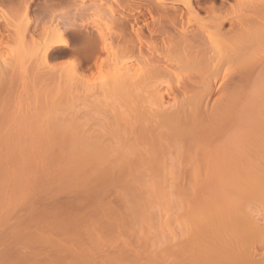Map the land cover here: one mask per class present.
Masks as SVG:
<instances>
[{"label": "bare ground", "instance_id": "obj_1", "mask_svg": "<svg viewBox=\"0 0 264 264\" xmlns=\"http://www.w3.org/2000/svg\"><path fill=\"white\" fill-rule=\"evenodd\" d=\"M30 1L0 0L11 16L0 28V50L10 49L11 41L33 48L29 55L25 44L23 53L0 65V201L18 202L33 174H41L40 184L53 183L50 189L63 187H55L58 193L78 188L83 201L78 205L74 196L78 201L72 203L89 210L87 241L99 256L81 249L90 264H125L131 252L137 264L144 254L145 264H264V216L253 207H236L264 195V0L176 1L182 8L175 0H115L104 12L95 2L103 0H50L35 10ZM239 8L244 11L238 14ZM66 58L73 59L69 72L63 64H48ZM94 74L99 82L89 85ZM64 102L71 106L61 109ZM165 182L172 190L159 189ZM106 189L113 191L115 207L102 204ZM53 194L45 196L54 199ZM230 198L234 207L222 206ZM168 200L179 228L171 243L164 234L156 238L161 228L156 233L151 227L158 220L154 208L162 211ZM60 206L40 211L43 218L36 206L30 209L50 225L66 210ZM77 209L65 217L69 223L61 219L63 228L59 222L55 228L79 234ZM70 215L77 220L70 222ZM108 215L124 225L120 232L138 235L133 240L140 244L127 248L130 253L116 243L113 256L95 253L102 248L98 236L110 233L112 217L101 221ZM33 220L25 225L39 221ZM125 224L136 233L128 234ZM145 228L155 233L157 242H149L158 248L155 254L144 251ZM125 243L124 248L132 244Z\"/></svg>", "mask_w": 264, "mask_h": 264}, {"label": "rangeland", "instance_id": "obj_2", "mask_svg": "<svg viewBox=\"0 0 264 264\" xmlns=\"http://www.w3.org/2000/svg\"><path fill=\"white\" fill-rule=\"evenodd\" d=\"M49 2L50 0H31L30 1V5H31V9H36L37 8V6L39 7L40 5H42L41 3H45V2ZM119 1V0H118ZM122 1V0H121ZM167 1H170V0H167ZM173 3H174V0H171ZM176 1H180L181 2V0H175V3H178V4H176V6L177 7H179V8H182V6L180 5V3L179 2H176ZM242 1V0H241ZM33 2V3H32ZM55 2V1H54ZM94 2V1H93ZM96 3H98V4H101V6L103 7L102 9V11L104 12V10L106 9L107 10V8H109V7H111V8H114L115 6H116V3H113V2H115V0H103L102 2H97V1H95ZM110 2V3H109ZM32 3V4H31ZM40 3V4H39ZM104 5H103V4ZM231 4L233 3L232 1L230 2ZM244 3H245V1H244ZM244 3L242 2V3H240V5H244ZM37 5V6H35L34 7V5ZM108 4L109 5H111V6H108ZM33 6V7H32ZM105 6V7H104ZM237 6V5H236ZM235 6V7H236ZM107 7V8H106ZM241 8H242V6H240ZM111 8H109V9H111ZM244 8V7H243ZM9 8L7 7V6H2V3H0V28L2 27H5V21H6V18L8 17V19H10V10H8ZM108 9V10H109ZM105 10V11H106ZM107 10V11H108ZM243 9H241V11H242ZM239 11H240V8H239ZM238 11V14L239 13H241V11L239 12ZM244 11V10H243ZM235 12H236V10H235ZM234 12V13H235ZM237 13V12H236ZM243 13V12H242ZM34 13H33V10H32V13H31V16L33 15ZM235 15V14H234ZM237 15V14H236ZM235 15V16H236ZM241 15V14H240ZM239 16V15H238ZM29 17H30V15H29ZM31 18V17H30ZM4 19V20H3ZM7 19V20H8ZM12 19V18H11ZM32 19V18H31ZM93 19H95V18H93ZM12 21V20H11ZM15 41V40H14ZM17 42V41H16ZM16 42H13V41H11L10 43H9V46H11V48L10 49H12V50H10V49H8V48H5V50L4 49H1L0 50V65H1V62L3 61V62H5L6 60L8 61V59L7 58H11L12 59V57L14 56V58H16V56H18V54H19V51L20 50H23L25 47V50H28V52H26L27 54H29V53H32L33 54V48H32V52H31V49L29 50L28 48H27V46L29 47V43L28 44H26L25 42H24V45L22 46V45H20L18 42V44L16 43ZM27 42V41H26ZM16 43V44H15ZM25 44H26V46H25ZM25 46V47H24ZM29 48H31V46L29 47ZM7 49V50H6ZM3 50V51H2ZM18 52V53H17ZM25 52V51H24ZM14 55H13V54ZM17 53V54H16ZM21 53H23L22 51H20V54ZM15 54H16V56H15ZM32 54H31V57H32ZM30 55V54H29ZM30 57V56H29ZM31 57L29 58V59H31ZM4 59H6L5 61H4ZM33 59H35V57L33 56L32 57V60ZM30 61V62H32L33 64H34V61ZM66 63H65V62ZM73 61V59L72 58H66L65 60L64 59H60V60H54V61H50L48 64H50V65H52V66H54V65H62V66H64L65 65V70L67 71L68 70V68H70L71 66H70V63ZM2 62V63H3ZM56 62V63H55ZM68 62V63H67ZM67 65V66H66ZM68 65H69V67H68ZM68 67V68H67ZM67 68V69H66ZM64 70V72H66ZM63 72V71H62ZM63 72V73H64ZM68 72H69V70H68ZM69 74V73H68ZM68 74H65L64 73V75L66 76V75H68ZM98 75L97 74H94V75H92L91 77H92V80L90 81V79H88V84L90 83V84H92V85H95V84H93L95 81H97L98 79H99V76L97 77ZM93 77H95V79L93 78ZM94 80V81H93ZM98 82H99V80H98ZM89 84V85H90ZM20 105H21V103H19ZM71 106V104L70 103H67V102H64V103H61L60 104V107H61V109H67L68 107H70ZM40 172V171H39ZM38 172V170H37V174L39 173ZM33 173H36V172H33ZM38 175H40L41 176V174H38ZM38 175H36L35 176V174H33V179L32 180H30V183H28V185L30 186H28V191L30 190V192H26V191H22L23 193H27V194H24L23 195V197H21L20 199L18 198L17 199V201L18 202H16V199H13V200H5V201H3V202H1L0 201V214H1V217H0V235H3L2 237L0 236V250H1V252H0V256L2 255L3 257L0 259V264L1 263H3V264H22V263H24V264H26V262H27V264H36V262H37V264H67V262L66 261H69L68 263L69 264H74V263H76L75 261H78L79 259H82V258H84L85 257V254H83V252L82 251H84V253H85V251H86V254H87V252L90 254V256L93 258L94 257V259L95 258H97V257H99L98 255H96V256H94V255H92V252H94L95 250L94 249H96L95 247H92L93 245H91L90 243H88V241L92 238V235L89 237V231H90V229H91V226L90 225H88V226H90L89 228H87V224H85V222H87V217L89 216V210L87 209V208H82V210L81 209H79V217H82V218H80V222H81V225L79 226L80 228H81V226H82V228H83V230H81V231H79L80 233L78 234V231H76L77 233H75L74 231L73 232H71L72 231V229H71V231L70 232H68L67 231V229H70V227H68L67 226V229H66V231L68 232V233H63L61 230L59 231L58 229H56L55 228V226H54V223H55V221H53L52 220V222H51V226L50 225H43V223H45V222H43V220L42 219H39L40 217H39V215H38V219H36L34 216H36L37 215V213H39L40 211L42 212V210L44 211H46L47 209L48 210H58V208H60V207H62V206H60V205H63V206H67L66 207V210L64 211V209L62 210L63 211V213H62V211H61V213H62V215H59V216H57V214H55V219H58L57 221H56V225H57V223L59 222L60 224V227L62 226L61 224L63 223V221L65 222V220H66V222H68L67 220H69V219H65V217H67L68 215V213L69 212H71L72 210V214H73V212H74V209H77V207H75L79 202H82L83 200L82 199H79V198H81V197H83V195L81 194V193H79V192H77V193H75L76 191H79L78 190V188H77V190H76V188L73 190V191H68L66 188V190H67V192H65L64 193V191L65 190H63V192L62 191H59V192H61V193H58V190H62V188L63 187H61L60 189H59V187H56V185L55 186H53L51 189L49 188V186L51 185V184H53V183H50L49 182V186H48V184H46L45 182H43V183H39L38 181H39V179H37V177H38ZM39 178V177H38ZM167 182H170V181H167ZM167 182H165L164 184H159V185H157L158 187H159V189H163V187L164 188H166V189H170V190H172L171 189V187L168 185V187H167V184H169V183H167ZM42 184H43V186H42ZM57 184V183H56ZM166 185V186H165ZM58 186V185H57ZM44 187H45V190H44ZM47 187V188H46ZM58 188V190L56 189V188ZM18 189L20 188V187H17ZM27 188V187H26ZM32 188V189H31ZM165 189V190H166ZM20 190V189H19ZM25 190H27V189H25ZM34 192H33V191ZM40 190H42V191H44V194H43V192L42 191H40ZM69 190H71V189H69ZM107 191V193H108V195L107 194H105L104 192H103V202H102V204L104 203V200H106L105 202H109V203H111V205L112 204H114V206L113 207H115L116 206V202L113 200L114 199V194H113V191H110V189H109V191H108V189H106ZM169 190V191H170ZM47 191V192H46ZM49 191H51V192H49ZM52 191H53V195L55 196L54 197V199H53V197H51L50 199H48L45 195H49V193H51L52 194ZM167 191V190H166ZM38 192V193H37ZM46 192V193H45ZM72 192V193H71ZM164 192V191H163ZM30 193V194H29ZM32 193V194H31ZM39 193H41V194H39ZM66 194V196L64 195V194ZM110 193H112L113 194V196H111L110 195ZM28 194H29V196H28ZM58 194H59V196H58ZM62 194V195H61ZM75 194V195H74ZM52 195V196H53ZM257 195H259V196H257L258 198H256L255 200L253 199V200H249V199H247V202L245 201V203L243 202L242 204H239V203H236V207H237V204L239 205L238 207H241V208H244L245 207V209L248 207H253V208H255V210L257 211V213L258 214H260V215H262V216H264V195L263 196H261L260 194H257ZM42 196V197H41ZM62 196V197H61ZM67 196H72L71 197V199H69L70 197H67ZM74 196H75V198L77 199L78 198V200H74L75 198H74ZM77 196V197H76ZM112 197V199H110L111 197ZM36 197V198H35ZM56 197H58V199L56 198ZM61 197V198H60ZM64 197V198H63ZM28 198V199H27ZM91 198V197H90ZM23 199V200H22ZM38 199H40L39 201H38ZM47 199V200H46ZM52 199H53V201H52ZM60 199V200H59ZM67 199H69L70 200V202L72 203L73 202V200H74V202L75 201H78V202H76V203H70L69 202V200H67ZM73 199V200H72ZM231 199H233V198H230V199H227V200H224L221 204H222V206L224 205V206H229V205H231V206H233L234 207V205H235V200L233 199V201H234V203H233V201L231 200ZM49 200V201H48ZM57 200H59V201H57ZM64 200V201H63ZM90 200V199H89ZM88 200V202L90 203V201ZM100 200V199H99ZM108 200V201H107ZM10 201H11V203H10ZM21 201V202H20ZM36 201H38V202H36ZM63 201V202H62ZM95 201V200H94ZM113 201V202H112ZM162 201V200H161ZM7 202V203H6ZM23 202H25V204L23 203ZM40 202V203H39ZM66 202V203H65ZM170 201L168 200V202L166 201L165 202V205H166V207L164 208H162V206H163V202H160L159 201V203L161 204H159L160 206V208H162L163 210L161 211V210H159L160 208L158 207V203H157V207L159 208L158 210L161 212L160 213V217H159V215L157 214V212H159V211H155V208H154V216L152 215V217L153 218H158V220L156 219H151L152 220V222H153V220H155L154 222H153V224H152V226L151 227H153V225L155 226V228L153 227V229H155L154 231L157 233V230H160V228H161V230L160 231H158V236L157 235H155L156 236V238H159V233H161V235H163V236H167L166 237V241H167V243L169 242V243H171L170 241H171V239H177V236H178V230H179V228H178V225H176L177 223L175 222V219H173V218H175L174 217V213H175V208H174V205H173V203H172V205H171V208H172V210L174 209V212L171 210V208L170 207H168V206H170V203H169ZM226 202V203H225ZM35 203H37V205L35 204ZM53 203V204H52ZM64 203V204H63ZM70 205H69V204ZM167 203H169L168 205H167ZM229 203V204H228ZM231 203H233V204H231ZM5 204V205H4ZM11 204V205H10ZM13 204V205H12ZM16 204V205H15ZM32 204H35V206H36V210H38L37 212L34 210L35 208H33V210H31L30 208H32V207H35L34 205H32ZM39 204V205H38ZM228 204V205H227ZM9 205L11 206L10 208H9ZM21 205V206H20ZM31 205H32V207H31ZM42 205V206H41ZM53 205H56L55 207L53 206ZM58 205V206H57ZM79 205V204H78ZM106 205V204H105ZM154 205V204H153ZM241 205V206H240ZM39 206H41V207H39ZM53 206V207H52ZM60 206V207H59ZM73 206L75 207V208H73ZM244 206V207H243ZM4 207V208H3ZM23 207V208H22ZM38 207V208H37ZM58 207V208H57ZM156 207V208H157ZM1 208L3 209V210H1ZM9 209H11V210H9V213H6ZM39 208H41V210L39 209ZM46 208V209H45ZM56 208V209H55ZM226 208V207H225ZM247 208V209H248ZM35 211L34 213L35 214H33V212H32V214H31V211ZM78 209L77 210H75V212L77 213L78 212ZM86 209V210H85ZM166 209H168V210H166ZM30 212H29V211ZM53 210V211H54ZM56 210V211H57ZM70 210V211H69ZM84 210V211H83ZM151 210H153V209H151ZM51 211H49V213L51 214ZM59 211V210H58ZM164 211H167V212H164ZM2 212H5V213H2ZM21 212V213H20ZM24 212V213H23ZM40 212V214H42ZM82 212V213H81ZM153 211H151V213H152ZM172 214H171V213ZM18 213V214H17ZM44 213L45 212H43V214L42 215H40L42 218H43V215H44ZM46 213H48V212H46ZM48 213V214H49ZM53 213L54 212H52V214H51V216L53 215ZM57 213V212H56ZM12 214V215H11ZM49 214V215H50ZM65 214V215H64ZM81 214H82V216H81ZM110 214V213H109ZM172 215V217H171V215ZM174 214V215H173ZM3 215V216H2ZM32 217H31V216ZM49 215H47L46 217H48ZM78 215V214H77ZM107 215V214H106ZM111 215V214H110ZM45 216V215H44ZM50 216V217H51ZM71 216H74V215H70V217ZM76 216V215H75ZM37 217V216H36ZM45 217V218H46ZM52 217H54V215L52 216ZM51 217V218H52ZM91 217V216H90ZM90 217H88V218H90ZM112 217V216H109L108 215V217L107 216H105V217H103V218H101V221H107V222H109V219ZM168 217V218H167ZM20 218V219H19ZM31 218H34V220L32 221L33 223H36V220L38 221L36 224H32V225H25L26 223H25V221L27 222V221H29V219H31ZM77 218V217H76ZM75 218V219H76ZM86 218V219H85ZM97 218V220L98 219H100L99 217H96ZM151 218V217H150ZM171 218V219H170ZM17 219V220H16ZM48 219H49V217H48ZM48 219H47V221H48ZM52 219H54V218H52ZM54 219V220H55ZM61 219H62V221H61ZM65 219V220H64ZM71 220H70V222H72V221H74V220H72V217L70 218ZM79 219V218H78ZM111 219H113V217L111 218ZM160 219H162L163 220V222L160 220ZM168 219V220H167ZM15 220V221H14ZM42 221V224H41V221ZM77 220V219H76ZM95 220V219H94ZM151 220H150V222H151ZM7 221V222H6ZM14 221V222H13ZM21 221H22V226H21ZM45 221V220H44ZM62 223H61V222ZM111 221V224H112V226H110L109 228H108V230L110 231V233L109 234H107L106 232H104V233H106V237L104 236V235H99L98 236V238L100 239V242L99 243H101L100 245H102V248H100L99 249V251H97V252H95V253H97L98 254V252L100 253H102V255H109V256H111V254H112V256H113V254L115 253V251H117V250H115V249H110V248H113V246L115 245V243L117 244V245H123V244H125V245H123L122 247H121V249H125V250H127L128 252H129V250H130V248L131 249H133V246L135 245V243L137 242H135L134 240H136L137 238H138V235H135L133 238H131V235H129V236H127L124 232H120V230H122V229H120V227L122 226V224H121V226L119 225V224H117V221L115 220V219H113V222H112V220H110ZM158 221V222H157ZM10 222H12V223H10ZM30 222H31V220H30ZM30 222H28V223H30ZM49 222V223H50ZM76 223H77V221H75ZM80 222L79 223H77V224H80ZM156 222V223H155ZM10 223V224H9ZM16 225H15V224ZM20 223V224H19ZM48 223V222H47ZM48 223V224H49ZM69 223V222H68ZM75 223V224H76ZM83 223V224H82ZM166 224V226L165 227H167V225H168V227L166 228V229H164L163 227H164V225ZM174 223H176V224H174ZM20 225V226H18V225ZM42 225L41 226V228L39 227L40 225ZM52 224H53V226H52ZM64 224V223H63ZM72 224H74V223H72ZM127 224V223H126ZM126 224H125V226H126ZM151 224V223H150ZM158 224H160V225H158ZM161 224H162V226H161ZM164 224V225H163ZM34 225V226H33ZM157 225V226H156ZM11 226V227H10ZM14 226L16 227H18V228H20L19 229V231L17 230V229H14ZM30 226V227H29ZM44 226V227H43ZM47 226H50V228H52L54 231H58L57 233L56 232H54V233H49V232H53V230L52 229H50V228H48ZM64 226V225H63ZM63 226H62V228H63ZM78 226V225H77ZM115 226H116V228L117 229H115ZM124 226V225H123ZM123 226H122V228H123ZM7 227H8V229H7ZM16 227V228H17ZM22 227V228H21ZM35 227H37L35 230L33 229V228ZM47 227V229H48V233H47V231H46V228ZM57 228H60V227H58V225L56 226ZM72 228H73V226H71ZM112 227V228H111ZM128 229H129V233L128 234H130V233H136V231L134 230H132L131 228H129L128 226H126ZM157 227H159V229L157 228ZM176 227V228H175ZM29 228H30V230H29ZM39 228V230H37ZM61 228V229H62ZM118 228L120 229V230H118ZM164 230H163V229ZM9 229H12V231H9ZM13 229H14V231H13ZM79 228H77V230H78ZM85 229H87V230H85ZM89 229V230H88ZM124 229L125 228H123V231H124ZM150 229L151 228H149V232L147 231V228H145V237L144 238H146L145 239V243H146V246H143L144 245V243H142L143 245V247L144 248H146V249H144V251L146 250V252H147V250H148V253H153V254H155V252H158L157 250H158V248H157V250H156V247H154L155 246V243L153 244V245H150L149 244V242H151V244L153 243L152 241H151V239L153 240V238H155V236H154V234L155 233H152L151 234V231H153V230H151L150 231ZM157 229V230H156ZM7 230L9 231V232H7ZM15 230L16 231H18V232H15ZM99 230H100V228H99ZM112 230V231H111ZM167 230V231H166ZM33 231V232H32ZM39 231V233H36V232H38ZM88 231V232H87ZM97 231V230H96ZM101 231H102V229H101ZM104 231H106L105 229H104ZM149 233H147V232ZM163 231H164V233H163ZM168 231H170L169 233H168ZM31 232V233H30ZM87 233V235H85L86 233ZM91 232V231H90ZM100 232V231H99ZM98 232V233H99ZM172 232H173V234L174 235H172ZM175 232V233H174ZM8 235H7V234ZM21 233V235H19L18 236V234H20ZM25 233H29L28 235H26ZM33 233H36L35 235H34V237H35V241L33 242V240H34V238L32 239V241L30 240V238H32V234ZM82 233V234H81ZM84 233V234H83ZM97 233V234H98ZM103 233V234H104ZM120 233H122V235H120ZM126 233H127V231H126ZM166 233H168L169 234V236H168V234H166ZM22 234H23V237H22ZM24 234L26 235L25 237L27 238V240H28V242H27V240L25 239V237H24ZM54 234V235H53ZM62 234H64V235H62ZM148 234V235H147ZM53 235V236H52ZM66 235V236H65ZM69 235H71L70 237H69ZM72 235H73V237H72ZM81 237H80V236ZM119 235H120V237H119ZM125 235V236H124ZM9 236V237H8ZM22 238H21V237ZM38 238H37V237ZM68 236V237H67ZM79 236V237H78ZM87 236H88V238H90L89 240L87 239ZM122 236H124V238L123 239H125L127 242H129V243H132L131 245H129V247H126V248H124L126 245H128V243L126 244L125 242V240H124V242L122 241ZM136 236H137V238H136ZM147 236V237H146ZM154 236V237H153ZM162 236V237H163ZM172 238H171V237ZM176 236V237H175ZM10 237H12L11 239H8V238H10ZM20 237V238H19ZM60 237V238H59ZM62 237V238H61ZM67 237V238H66ZM78 238V240H77V238ZM106 238L105 240L103 239V238ZM149 237H150V239H149ZM169 237H170V239H169ZM37 238V239H36ZM72 238H74V239H72ZM129 238V239H128ZM130 238H131V240H130ZM144 238H142V239H144ZM148 238V239H147ZM156 238L153 240V241H155L156 240ZM6 239V240H5ZM20 239V240H19ZM22 239H24V240H22ZM64 242H66L67 244H65V243H63L61 240ZM66 239H69V241L68 240H66ZM134 239V240H133ZM10 240V241H9ZM22 240V241H21ZM81 240V241H80ZM88 240V241H87ZM94 240V239H93ZM107 240V241H106ZM149 240V241H148ZM7 243H6V242ZM91 241V240H90ZM139 241H140V239H139ZM14 242V243H13ZM23 242V243H22ZM26 242V243H25ZM74 242V243H73ZM82 242V243H81ZM87 242V243H86ZM112 242H113V244H112ZM119 242V243H118ZM133 242H134V244H133ZM156 242H157V240H156ZM61 243V244H60ZM106 243V244H105ZM107 243H108V245H107ZM138 243V242H137ZM3 244H4V246H3ZM7 246H6V245ZM11 244V245H10ZM20 244V245H19ZM24 244H25V246H24ZM29 246H28V245ZM31 244V245H30ZM88 244H90L91 246V248H89V245ZM138 244H140V243H138ZM138 244H136V245H138ZM148 244V245H147ZM250 244V241L247 243V245H249ZM63 245H68L67 247H65L66 249H68V250H66V249H64L62 246ZM96 245H98L99 247H100V245L98 244V243H96ZM74 246V247H73ZM94 246H95V244H94ZM98 246H97V249H98ZM139 246V245H138ZM141 246V247H142ZM157 246V245H156ZM7 247V248H6ZM10 247V248H9ZM11 247H12V249H11ZM19 247V248H18ZM27 247H29V248H27ZM114 247H117L116 245L114 246ZM135 247H137V246H135ZM143 247H142V249H143ZM154 247V250L153 249H151V248H153ZM21 248V249H20ZM23 248V249H22ZM37 248V249H36ZM84 248V249H83ZM127 248H129V250L127 249ZM5 249H9L8 251L7 250H5ZM82 249V253L80 252V250ZM101 249H102V251H101ZM135 249H137V248H135ZM151 249V250H150ZM17 250V251H16ZM29 250V251H28ZM58 250V251H57ZM94 250V251H93ZM134 250V249H133ZM156 250V251H155ZM12 251V252H11ZM13 251H15L14 253L15 254H18V253H20V254H18V255H20L21 256V258H20V256H18V258H17V256H15V254H13ZM66 251H68V252H66ZM127 251H124V250H121V252H123V253H126ZM138 251H140L141 252V250L139 249ZM143 251V250H142ZM143 251V252H144ZM155 251V252H154ZM7 254H6V253ZM24 252V253H23ZM45 252H47V253H44ZM60 252V253H59ZM74 252H75V254H74ZM134 252H136V251H134ZM146 252H144V253H146ZM58 253V254H57ZM79 254L78 255V257H76V255L77 254ZM83 254V256L81 257L80 255L81 254ZM100 253V254H101ZM130 253V252H129ZM132 253V252H131ZM130 253V254H131ZM148 253H146V254H148ZM4 254H5V258H4ZM11 254H13V255H11ZM65 254V255H64ZM72 254V255H71ZM99 254V255H100ZM130 254H126L125 256L126 257H123L124 258V260L126 259V258H129V260H126V261H123V258H122V261L126 264V263H128V264H131V263H135V264H137L138 263V261L137 260H133V259H131V260H133L134 262H131L130 261V258L132 257V256H130ZM141 255H139V256H142V252L140 253ZM8 255V256H7ZM43 255H44V258H43ZM71 255V256H70ZM127 255H129L128 257H127ZM145 255V254H144ZM144 255L142 256L143 258H141V257H139V258H141V259H143L144 260ZM12 256V257H11ZM26 256V257H25ZM30 256V257H29ZM61 256H62V258H61ZM89 256V257H90ZM9 257V258H8ZM23 257H24V259H23ZM32 257V258H31ZM35 259H34V258ZM67 257V258H66ZM71 257V258H70ZM87 257H88V255H87ZM91 257H90V259H91ZM3 258H4V260L5 261H3ZM8 258V259H7ZM14 258H15V260H14ZM20 258V259H19ZM40 258V259H39ZM42 258H43V260H42ZM66 259V260H64V259ZM77 258H79L78 260H77ZM133 258V257H132ZM13 259V260H12ZM39 259V260H38ZM62 259H63V261H62ZM68 259V260H67ZM74 259H76V260H74ZM87 259V258H86ZM85 258L84 259H82L83 261L84 260H86ZM135 259V258H134ZM137 259V258H136ZM141 259H138V260H140L139 261V264L140 263H142L143 262V260H141ZM10 260H12V261H10ZM35 260V261H34ZM92 260V259H91ZM98 260V259H97ZM16 263H15V262ZM23 261V262H22ZM64 261L66 262V263H64ZM88 261H90L89 259H88ZM128 261H130V263L128 262ZM137 261V262H136ZM12 262H14V263H12ZM86 262V263H85ZM95 262H97V263H95ZM92 261L91 263L92 264H98V261ZM78 263V262H77ZM79 264V263H78ZM80 264H90V262L88 263L87 262V260L86 261H84V263H80ZM142 264H145V263H142Z\"/></svg>", "mask_w": 264, "mask_h": 264}]
</instances>
